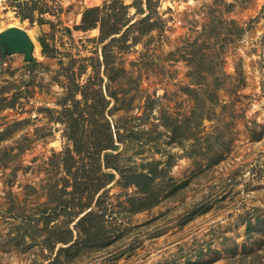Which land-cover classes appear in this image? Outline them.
Wrapping results in <instances>:
<instances>
[{"label":"rangeland","instance_id":"1","mask_svg":"<svg viewBox=\"0 0 264 264\" xmlns=\"http://www.w3.org/2000/svg\"><path fill=\"white\" fill-rule=\"evenodd\" d=\"M110 1L0 0V264H264V0Z\"/></svg>","mask_w":264,"mask_h":264},{"label":"trees","instance_id":"2","mask_svg":"<svg viewBox=\"0 0 264 264\" xmlns=\"http://www.w3.org/2000/svg\"><path fill=\"white\" fill-rule=\"evenodd\" d=\"M115 2H116L115 0H111L110 1L111 4L115 3ZM147 2H148V0H147ZM106 3L107 2H105V4ZM122 5H124V4L122 3ZM99 10H100V6L99 5L85 7L83 12H82L80 23L77 25V27L82 28V29H87V28L95 26L96 24H99L100 31L104 30L103 29L104 17H102L100 15ZM18 17L20 19H22L23 15H21L19 13ZM118 29L119 28L117 27V25L116 26L114 25L113 27H111V29H109L108 31H105L104 34L105 35L112 34L113 32H117ZM39 43L42 45V41L40 39H39ZM72 124H76L77 128L73 127ZM72 124L70 125L71 126V131H70L69 136H70V138L72 139V142H73V151L75 153H77L78 155L85 153L84 156H83L84 157L83 160H85L86 162L89 160V163H95V161H94L95 152L99 153L103 149H108V148H110L112 146L111 134H110L109 131H107L105 123H99L98 129H96V132L98 130V135L95 134V136H96L95 142L93 144H90L89 147H88V144L86 143L85 139L83 138V136L81 134V131H80L81 129H78V127H79V125L81 123L78 122L77 120H75V121L72 122ZM93 147H94L93 151H88L87 148H89V150H91ZM71 151L72 150H68L67 151V155L66 156H68L69 158H72ZM91 152H92V155H90ZM112 154L113 153L111 151H109V150H105L104 151V156L103 157H106L104 166L105 167L111 166L115 170L118 171V165L115 164V163H110V161H108V159H107V157L112 156ZM68 167H71V166L68 165ZM118 172H120V171H118ZM102 173H103L104 176L107 177L106 180L107 179L110 180L113 177V175H114L113 171H103ZM84 174L85 175H83L84 176L83 179H81V175L80 174L75 175V177H74L75 180H76L75 182H77L78 188H79V186L85 187L87 185V182L90 179L91 170L89 169V173H87V174L84 173ZM134 176H139L141 178H149L148 176H145V174H143V173H134ZM77 179L84 180V181H78ZM133 180L134 179L126 177L124 183L128 184L130 182H134ZM137 184L139 185L140 183L137 181ZM102 185L103 184L100 183L98 186H102ZM90 213L91 212H86L84 215H82L79 218V220H78L79 224L84 223L85 219L88 217V215ZM70 239H71V235L69 234V235H66L64 238L60 237V239H57V240L66 242V241H68Z\"/></svg>","mask_w":264,"mask_h":264},{"label":"water","instance_id":"3","mask_svg":"<svg viewBox=\"0 0 264 264\" xmlns=\"http://www.w3.org/2000/svg\"><path fill=\"white\" fill-rule=\"evenodd\" d=\"M34 41L27 30L18 25L10 24L0 30V55L18 52L30 63L33 58Z\"/></svg>","mask_w":264,"mask_h":264},{"label":"bare ground","instance_id":"4","mask_svg":"<svg viewBox=\"0 0 264 264\" xmlns=\"http://www.w3.org/2000/svg\"><path fill=\"white\" fill-rule=\"evenodd\" d=\"M10 24V23H9ZM14 24V23H13ZM16 24V23H15ZM1 30V29H0ZM35 50H37V49H35Z\"/></svg>","mask_w":264,"mask_h":264}]
</instances>
